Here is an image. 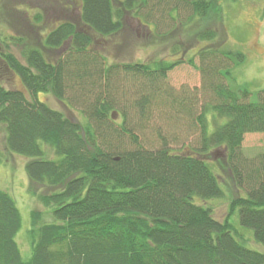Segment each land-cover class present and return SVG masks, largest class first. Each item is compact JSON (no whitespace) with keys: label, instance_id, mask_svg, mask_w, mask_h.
Wrapping results in <instances>:
<instances>
[{"label":"trees","instance_id":"obj_1","mask_svg":"<svg viewBox=\"0 0 264 264\" xmlns=\"http://www.w3.org/2000/svg\"><path fill=\"white\" fill-rule=\"evenodd\" d=\"M73 3L78 4L79 24L64 21L40 47L26 46L25 64L11 53L0 54L22 86L6 89L0 77V124L7 149L27 159L24 168L31 182L57 188L41 197L53 218L31 222L26 260L15 239L21 228L19 209L0 190V264H264V253L245 246L229 217L218 221L205 205L225 196L219 182L227 174L238 192L230 199L229 216H237L264 247V153L248 159L241 152L245 134L264 133V88L253 99L246 86L235 87L234 70L245 55L216 48L213 30L196 34L198 41L208 42L197 56L200 90L209 98L193 116L197 144L174 152L165 143L162 125L182 123L179 116L192 115L196 103L184 94H170L165 86L166 73L176 63L108 64L92 48L94 37L103 43L119 34L128 15L169 23L174 17L166 16L182 9L190 13L189 20L194 15L206 19L209 13L219 14V4ZM44 50L55 58L46 57ZM45 92L77 106L85 123L40 101L38 94ZM147 136L159 138L160 144L144 145L151 141ZM32 218L40 217L33 213Z\"/></svg>","mask_w":264,"mask_h":264},{"label":"rangeland","instance_id":"obj_2","mask_svg":"<svg viewBox=\"0 0 264 264\" xmlns=\"http://www.w3.org/2000/svg\"><path fill=\"white\" fill-rule=\"evenodd\" d=\"M191 1V0H188ZM219 4V14L209 13L206 19L197 16L190 17L180 9L172 11L166 18L171 22H161L156 17L137 19L131 14L126 17L123 30L101 43L98 39L93 42V50L100 53L106 63H151L164 61L176 63L172 70L166 73L165 86L170 94L185 95L191 101L192 115H180L182 121L175 126L162 125L163 136L169 148L181 152L197 144L198 130L194 118L199 114L202 104L209 98L200 90L201 77L198 70V51L208 42L198 41L196 34L204 30H213L217 38L211 40L217 47L226 50L241 51L245 60L234 70L235 87L246 86L253 99L264 88V0H213ZM78 4L73 0H0V54L11 53L20 63L25 64L23 51L26 46L40 47L47 33L64 21L79 24ZM141 15L144 13L141 11ZM40 19L36 21V17ZM166 20V19H165ZM158 22V28L154 22ZM146 22V23H145ZM212 45V46H213ZM51 60L55 54L43 51ZM0 77L6 89H22L20 79L7 70L0 58ZM230 83V81H229ZM232 86V82L230 83ZM163 89V88H162ZM38 99L52 109L60 111L66 118L80 124L85 119L76 107L58 100L50 92L39 93ZM169 116V115H168ZM194 116V118H193ZM114 120L120 121L116 115ZM172 122V121H171ZM5 126L0 124V190L9 193L19 209L21 228L16 234V241L24 260L31 255L27 230L31 222L40 224L53 218L41 197L51 194L57 188H50L31 182L25 172L27 159L11 153L5 142ZM149 136V135H148ZM149 142L152 147L160 144V139ZM163 138V139H164ZM47 157L52 158L51 149H45ZM241 152L245 158L252 159L264 153V133H247L243 137ZM214 170L219 172L212 164ZM224 192L220 199L208 200L205 205L211 208L213 217L224 221L229 217L230 223L238 232L239 237L249 249L264 253V247L254 241L252 232L241 227L238 217L228 214L230 199L238 195L227 174L219 182ZM39 214V220L34 221L32 214ZM34 223V224H35Z\"/></svg>","mask_w":264,"mask_h":264}]
</instances>
